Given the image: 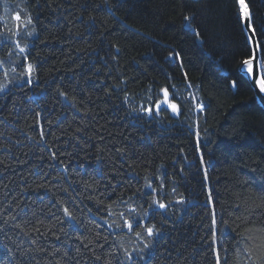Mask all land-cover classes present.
Masks as SVG:
<instances>
[{"label": "trees", "instance_id": "trees-1", "mask_svg": "<svg viewBox=\"0 0 264 264\" xmlns=\"http://www.w3.org/2000/svg\"><path fill=\"white\" fill-rule=\"evenodd\" d=\"M251 56L238 0H0V264H264Z\"/></svg>", "mask_w": 264, "mask_h": 264}, {"label": "snow or ice", "instance_id": "snow-or-ice-1", "mask_svg": "<svg viewBox=\"0 0 264 264\" xmlns=\"http://www.w3.org/2000/svg\"><path fill=\"white\" fill-rule=\"evenodd\" d=\"M239 3L241 5H243V15L246 16V17L249 16L250 14L248 12V9H247L246 4H244V0H239ZM15 19L17 21H19L20 20V17L19 16H16ZM184 19L186 21H189L191 18L189 16H185ZM28 23H31V20L30 19L28 20ZM17 30H19V24H17ZM195 34L197 36H199V32H196ZM29 35H31V33H29ZM20 50H21V52L24 51L23 48H21ZM243 65L245 67H243L242 70L244 71L245 75L255 74V69L253 67V63H252L251 60H247V59L244 60L243 61ZM261 68H264V63L261 64ZM33 71H34L33 66L31 64H29L27 66V68H26L27 75L29 77H31V74H32ZM255 82L258 84V86L260 88V91L261 92H264V78L259 79V80L255 81ZM28 83H31V79L30 78L28 80ZM233 84H235V82H233ZM2 87L3 86H0V88H2ZM162 92H163L164 97L166 98V100H165V102H166L167 101V97H168V90H167V88L162 89ZM61 94H63V93H61ZM169 107L171 108V110L173 112H177V105L175 103L169 104ZM198 107H202V106L201 105H198ZM142 110L148 112L149 114L152 113V108L151 107L144 108ZM157 111H159V105H157ZM41 135H43V134H41ZM54 155L55 154H53V156ZM153 203H156V201H153ZM159 207L160 208H166L167 205L164 204V203H159ZM64 212H65L66 215H68L69 217H71L72 214H71V212H69V210L67 208H64ZM137 224H138L139 227H141L143 229V232L137 231L135 233L136 237L137 238H140V239H145V238H149L150 239L151 237H153V235L156 232L159 231L154 224L153 225H144V224H140L139 222H137ZM117 226L119 227V225H117ZM124 226L127 227L129 230H132L133 229V222H131L129 220H126L124 222ZM36 230L38 231V229H36ZM148 247H149V244L148 243H145L144 244V248H148ZM128 258L131 259V255L130 254H128ZM96 259H100V257H96Z\"/></svg>", "mask_w": 264, "mask_h": 264}, {"label": "water", "instance_id": "water-1", "mask_svg": "<svg viewBox=\"0 0 264 264\" xmlns=\"http://www.w3.org/2000/svg\"><path fill=\"white\" fill-rule=\"evenodd\" d=\"M238 2H239V0H238ZM244 4H246L248 12L250 14L247 17L243 15V5H241L239 3V6H240L241 13L243 16L244 27H245L246 33L248 35L250 44L252 46V57L250 59H247V60L252 61L253 67L255 69V74L245 75L244 71L242 70L243 67H245L243 65V63L240 66V71L248 79V81L251 83V85L253 86V88L255 90L256 98H257L258 102L260 103V105L262 107H264V92L260 91L258 84L255 82L259 79L264 78L263 68H261V64L263 63L262 62V50H261V45H260L259 40H258V36L256 34L254 27H253L252 12L249 9L248 4L246 3L245 0H244Z\"/></svg>", "mask_w": 264, "mask_h": 264}, {"label": "bare ground", "instance_id": "bare-ground-1", "mask_svg": "<svg viewBox=\"0 0 264 264\" xmlns=\"http://www.w3.org/2000/svg\"><path fill=\"white\" fill-rule=\"evenodd\" d=\"M246 1V0H245ZM239 3V2H238ZM246 3H247V1H246ZM248 4V3H247ZM248 7H249V9H250V6H249V4H248ZM251 10V9H250ZM252 12V11H251ZM252 16H253V14H252ZM254 27V26H253ZM245 28V27H244ZM255 29V28H254ZM246 31V30H245ZM247 34V33H246ZM257 34V33H256ZM247 37H248V35H247ZM248 40H249V38H248ZM249 43H250V41H249ZM250 46H251V44H250ZM251 48H252V46H251ZM261 50H262V48H261ZM252 57V56H251ZM250 57V58H251ZM249 58V59H250ZM262 62H263V58H262ZM0 67L1 68H6V66L4 65V64H1L0 65ZM240 69V68H239ZM241 72V71H240ZM263 73H264V71H263ZM246 78V77H245ZM247 79V78H246ZM248 80V79H247ZM31 82H33V83H36L37 82V80L36 79H33ZM195 103V100H193V103L192 104H194ZM192 106V105H191ZM196 106V105H195ZM194 107V106H193ZM156 206L158 205V203H157V201H156Z\"/></svg>", "mask_w": 264, "mask_h": 264}, {"label": "rangeland", "instance_id": "rangeland-1", "mask_svg": "<svg viewBox=\"0 0 264 264\" xmlns=\"http://www.w3.org/2000/svg\"><path fill=\"white\" fill-rule=\"evenodd\" d=\"M242 17H243V16H242ZM166 103L169 104V101L167 100Z\"/></svg>", "mask_w": 264, "mask_h": 264}]
</instances>
